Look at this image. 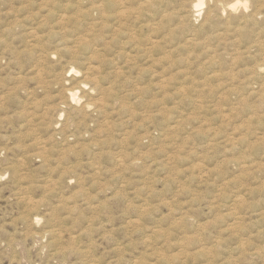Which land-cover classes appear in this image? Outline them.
Here are the masks:
<instances>
[{
    "label": "rangeland",
    "instance_id": "rangeland-1",
    "mask_svg": "<svg viewBox=\"0 0 264 264\" xmlns=\"http://www.w3.org/2000/svg\"><path fill=\"white\" fill-rule=\"evenodd\" d=\"M93 1L0 0V264H264V0Z\"/></svg>",
    "mask_w": 264,
    "mask_h": 264
},
{
    "label": "bare ground",
    "instance_id": "bare-ground-1",
    "mask_svg": "<svg viewBox=\"0 0 264 264\" xmlns=\"http://www.w3.org/2000/svg\"><path fill=\"white\" fill-rule=\"evenodd\" d=\"M74 1V0H73ZM79 2L80 1H82V0H78ZM118 1H120V0H109V2L112 4V6H118L119 7V5L122 3V1H120V2H118ZM139 0H137V2H138ZM182 1V0H181ZM205 1L206 0H192V8H193V10H194V12H196V15L195 16H199L200 14H201V10L203 9V7H204V5H205ZM77 2V1H76ZM75 2V4H77ZM85 2V1H84ZM97 2V3H96ZM135 2V1H134ZM183 2H184V0H183ZM73 4H74V2H72ZM96 3V4H95ZM154 3V2H153ZM188 3V2H187ZM74 4V5H75ZM89 4V3H88ZM92 7L94 8V11L97 13V15H98V17H97V19H93V21H91L92 23H91V26H93V27H96L98 24H100V22H103V21H105V19H107V18H109L110 16H108V14H106V12H105V3H104V0H98V1H93L92 3ZM158 4V3H157ZM156 4V5H157ZM189 4V3H188ZM238 3H236V4H233V5H231L230 6V8L231 9H234L235 7H236V5H237ZM78 5V4H77ZM81 6H82V4H80ZM139 5V4H138ZM143 5H145V4H143ZM151 5H152V3H151ZM159 5H161V4H159ZM187 8H188V6L187 5H185ZM184 6V7H185ZM77 7V6H76ZM91 7V6H90ZM153 7V6H152ZM159 7V6H158ZM185 7V8H186ZM120 8H121V6H120ZM136 8V7H135ZM147 7H145L144 9H146ZM75 9H78V10H80V7H78V8H75ZM74 9V10H75ZM83 9H85V7H83ZM86 9H87V7H86ZM137 9H138V7H137ZM148 9V8H147ZM155 9V8H154ZM227 9V8H226ZM106 10H109L108 8H106ZM70 11L71 10H69V13H70ZM84 11V10H83ZM86 11V10H85ZM134 11V10H133ZM132 11V12H133ZM137 11V10H136ZM72 12V11H71ZM74 12V11H73ZM72 12V13H73ZM80 12H81V10H80ZM88 12V11H87ZM87 12H85V13H87ZM95 12H92L93 14L95 13ZM112 12V11H111ZM132 12H130L131 13V15H132ZM135 12V11H134ZM187 12H190V11H187ZM90 12H88V14H89ZM77 14H79L78 12H77ZM112 14H114L115 15V13H112ZM135 14H136V12H135ZM140 14V13H139ZM143 13H141V15H142ZM151 14V13H150ZM189 14V13H188ZM9 15V14H8ZM76 15V14H75ZM113 15V16H114ZM129 15V14H128ZM159 15H160V13H159ZM1 16V15H0ZM82 16H83V13H82ZM85 16V15H84ZM127 15L125 14V12L122 10V11H118V13L114 16V19L118 22V25L117 26H115L116 28L114 29L113 28V30H112V35H110V41L108 40H106L107 42L105 43V47H106V45L107 44H110V43H113V39L115 38V37H117V35L118 34H123L124 32H126V31H124L125 29H127V27H125V29L124 30H122L123 28H122V23H123V20H124V18L126 17ZM144 16V15H143ZM181 16H183V15H181ZM184 16H186V15H184ZM193 16V15H192ZM192 16H191V18H192ZM90 17V16H89ZM112 17V16H111ZM131 18L132 17H135L136 18V16H130ZM159 16H157V18H158ZM207 17H208V15H207ZM253 17V16H252ZM257 17V16H256ZM1 18V17H0ZM2 19V18H1ZM80 19V18H79ZM82 19H84V17L82 18ZM133 20H134V18H132ZM143 19H146V18H144L143 17ZM99 20V21H98ZM115 20H113V21H115ZM76 21V20H75ZM108 21L109 20H107V23H108ZM115 21V22H116ZM137 21V20H136ZM209 21H210V19H209ZM15 22V21H14ZM84 22V21H83ZM127 22H130V21H127ZM139 22V21H138ZM142 22V21H141ZM144 22H145V20H144ZM112 23V21L110 22V24ZM143 23V22H142ZM225 23H227V22H225ZM72 24H74V23H72ZM81 24V23H80ZM80 24H79V26H80ZM102 24V23H101ZM109 24V23H108ZM107 24V25H108ZM115 24V23H114ZM131 24V23H130ZM132 24H134V23H132ZM144 24H146V23H144ZM124 25V24H123ZM135 25V24H134ZM133 25V26H134ZM139 25H141V24H139ZM104 26V25H103ZM145 26V25H144ZM204 26L205 25H203V28H204ZM211 26H212V24H211ZM84 27V26H83ZM100 27V26H99ZM129 27H131V26H129ZM21 28V27H20ZM73 28V27H72ZM85 28V27H84ZM87 28V27H86ZM85 28V29H86ZM107 28V27H106ZM109 28V27H108ZM111 28L112 27H110L109 29H110V31H111ZM132 28V27H131ZM134 28V27H133ZM138 28V27H137ZM143 27H141V28H139V29H142ZM145 28V27H144ZM74 29V28H73ZM83 29V28H82ZM31 30V29H30ZM29 30V31H30ZM77 30V29H76ZM75 30V31H76ZM131 30V29H130ZM69 31V30H68ZM80 31H84V30H80ZM88 31V30H87ZM98 31V30H97ZM109 31V32H110ZM145 31V33H146V30H144ZM39 32V31H38ZM79 32V31H78ZM99 32V31H98ZM104 32H106V31H104ZM128 32V31H127ZM133 32V31H132ZM136 32H139L138 30H136ZM26 33V32H25ZM28 33V32H27ZM83 33V32H82ZM86 33V32H85ZM110 33V34H111ZM131 33V32H130ZM91 34V33H90ZM90 34H89V36H90ZM99 34V33H98ZM100 34H102V33H100ZM104 34V33H103ZM125 34H127V33H125ZM25 35H27V34H25ZM79 35H81V33L79 34ZM93 35V34H92ZM91 35V36H92ZM106 35V34H105ZM109 35V34H108ZM124 35V34H123ZM133 35V34H132ZM179 35H182V34H178L177 33V36H179ZM35 37H36V35H34ZM74 36V35H73ZM88 36V37H89ZM102 36H104V35H102ZM125 36H127V35H125ZM131 36V35H130ZM31 37V36H30ZM76 37H77V34H76ZM80 37V36H79ZM95 37V36H94ZM108 37V36H107ZM120 37V36H119ZM123 37V36H122ZM141 37V36H140ZM26 36H25V38H23L22 40H26ZM32 38V37H31ZM61 38H63V37H61ZM68 38V37H67ZM73 38V37H72ZM75 38V37H74ZM118 38V37H117ZM129 38H131V39H129V40H131V41H133L132 40V38H133V36L132 37H129ZM137 38V37H136ZM218 38V37H217ZM251 38V37H250ZM28 39V38H27ZM69 39H71V38H69ZM85 39H86V37H85ZM85 39H80V40H77V44H75V45H78V43H79V46L81 45V46H84V48L85 47H87L88 46V44L90 43V40H85ZM121 39V38H120ZM254 39H256V37H254ZM30 40V39H29ZM94 40V39H93ZM92 40V41H93ZM104 41H105V37H104V39H103ZM102 40V41H103ZM140 40V39H139ZM257 40V39H256ZM27 41V40H26ZM25 41V42H26ZM34 41V40H33ZM60 41V40H59ZM96 41V40H95ZM215 41V40H214ZM218 41V40H217ZM253 41V40H252ZM258 41H260V39L258 40ZM94 42V41H93ZM118 42H121V41H118ZM117 42V43H118ZM139 42H142V41H139ZM211 42H213V41H211ZM254 42H256V41H254ZM23 45L25 44V43H23V42H21ZM58 43V42H57ZM56 43V44H57ZM124 43L126 44H129V42H128V39H127V41L125 42L124 41ZM144 43V42H143ZM6 44H8V43H6ZM10 45L12 44V43H9ZM22 44H21V46H22ZM32 44V43H31ZM53 44H55V43H53ZM55 44V45H56ZM127 44H126V46H127ZM146 44V43H145ZM9 45V46H10ZM98 44H96V46H97ZM100 45H102V43L100 44ZM121 45V44H120ZM123 45V44H122ZM129 45H132L131 47H132V49L133 48H138V50L140 51V52H142L141 50L142 49H139V48H143L142 47V45L140 44V43H135V42H132V44H129ZM128 45V46H129ZM25 46V45H24ZM23 46V47H24ZM89 46H91L90 44H89ZM99 46V45H98ZM113 46H114V44H113ZM127 46V47H128ZM145 47H146V45H144ZM28 47V46H27ZM26 47V48H27ZM101 47H103V48H105L103 45L101 46ZM107 47H110V45L109 46H107ZM115 47V46H114ZM3 48V47H2ZM1 48V49H2ZM25 48V47H24ZM70 48V47H69ZM73 48H75V47H73ZM94 48V47H93ZM4 49V48H3ZM6 49V48H5ZM75 49H77V48H75ZM81 50H82V48H80ZM109 49V48H108ZM115 49V48H114ZM117 49V48H116ZM11 50V49H10ZM14 50V49H13ZM17 50V52H18V49H16ZM38 50V49H37ZM68 50H70V49H68ZM88 49H86V51H87ZM122 50V49H121ZM143 50H144V52H145V48H143ZM1 51V50H0ZM3 51V50H2ZM36 51V50H35ZM79 51V50H78ZM124 51V50H123ZM72 52V51H71ZM99 52V51H98ZM98 52H95L94 54L97 56V54H98ZM119 52H121V51H119ZM1 53V52H0ZM41 53V52H40ZM44 53V52H43ZM69 53H70V51H69ZM73 53H74V49H73ZM91 53V52H90ZM116 53V52H115ZM114 53V54H115ZM127 53V52H126ZM138 53V52H137ZM16 54V53H15ZM14 54V55H15ZM35 54V53H34ZM70 54H72V53H70ZM78 54V53H77ZM92 54V53H91ZM117 54V53H116ZM121 54V53H120ZM75 55V54H74ZM126 55V54H125ZM136 55H139V53L138 54H136ZM73 56V55H72ZM92 56V55H91ZM133 56V55H132ZM112 57V56H111ZM39 58V57H38ZM37 58V59H38ZM94 58H97V57H94ZM112 58H114V55H113V57ZM111 58V59H112ZM101 59H103V57L101 58ZM107 59V58H106ZM105 59V60H106ZM128 59V58H127ZM38 60H40V59H38ZM38 60H36V61H38ZM76 60H78V59H76ZM98 60H100V59H98ZM132 60V59H131ZM126 61V60H125ZM126 63H128L127 61H126ZM74 68V67H73ZM73 68H71L70 70H68L69 72L70 71H73L74 69ZM262 68V67H261ZM107 70H109V69H106V72H107ZM262 70V69H261ZM67 71V72H68ZM90 71V70H89ZM68 72V73H69ZM87 72H88V70H87ZM86 72V73H87ZM97 72H99V71H97ZM96 72V73H97ZM66 74V73H65ZM65 74H64V76H65ZM93 74V73H92ZM95 74V73H94ZM106 74V73H105ZM109 74V73H108ZM60 76V75H59ZM63 76V75H62ZM106 76V75H105ZM56 77V76H55ZM84 77H86V75L84 76ZM83 77V80L85 79ZM88 77V76H87ZM106 77H108V76H106ZM64 80H66L64 77H62ZM46 79V78H45ZM55 79V78H54ZM59 79H61V78H59ZM90 78H88V80H89ZM68 80H70V79H68ZM68 80H66V83H68L69 81ZM94 80V79H93ZM40 81V80H39ZM68 81V82H67ZM71 81V80H70ZM53 82V81H52ZM99 82V81H98ZM48 83H51L50 81L48 82ZM55 83H57V82H55ZM66 83H63V84H66ZM71 83V82H70ZM80 83V85H81V88H85V89H87L86 88V84L88 85V83H86V79L84 80V81H82V82H79ZM78 83V84H79ZM95 83V85H96V87H97V85H99V84H97V82H96V80H95V82L93 81V84ZM101 83V82H100ZM38 84V83H37ZM37 84L35 85V86H37ZM41 85H43L42 83H40ZM52 84V83H51ZM57 86V85H56ZM55 86V87H56ZM62 86V85H61ZM63 86H66V85H63ZM78 87H79V85H77ZM110 86V85H109ZM109 86H106V87H108V88H110ZM117 86V85H116ZM21 87V86H20ZM67 87H69V86H67ZM74 87V86H73ZM67 88L66 89V99H65V103H76V102H80L79 101V98H78V94H77V92H76V89L75 88ZM101 87V86H100ZM103 87V86H102ZM101 87V88H102ZM58 88H60V87H58ZM62 89H65L64 87H61ZM81 88H79V89H81ZM113 88V87H112ZM100 90V88L99 87H97V89L96 90ZM30 90V89H29ZM33 90V89H32ZM77 90H78V88H77ZM83 90V89H82ZM101 90H103V89H101ZM59 91V90H58ZM62 91V90H61ZM91 91V90H90ZM113 91V90H112ZM65 92V91H64ZM63 91H62V93L61 92H58V93H60V94H63L64 93ZM104 91H102V93H103ZM115 92H116V90H115ZM80 93V92H79ZM102 93H99V96L102 94ZM104 93H107V92H104ZM108 93H110L109 91H108ZM117 93V92H116ZM83 94V93H82ZM89 94V93H88ZM110 94H112V92L110 93ZM109 94V95H110ZM91 95V94H90ZM90 95H88V97H90ZM105 95V94H104ZM104 95H102V96H104ZM112 95H114V92H113V94ZM121 95V94H120ZM62 97L63 98H65V96H63L62 95ZM80 97V96H79ZM83 97H85V96H82L81 98L84 100V98ZM93 97V96H92ZM110 97V96H109ZM80 98V99H81ZM94 98V97H93ZM120 98V97H119ZM89 100H90V98H88ZM92 99V98H91ZM100 99H101V96H100ZM121 99V98H120ZM62 100V99H61ZM106 100V99H105ZM104 100V101H105ZM108 100V99H107ZM64 101V100H63ZM99 101H101V100H99ZM121 101H122V99H121ZM85 102H89V101H85ZM84 102V103H85ZM96 102V101H95ZM82 103V102H81ZM84 103H82V104H84ZM91 103V101L88 103V104H90ZM99 103H101V102H99ZM106 103V102H105ZM110 103V104H109ZM107 102L106 104H109V105H111V103H112V101L111 102ZM63 104V103H62ZM98 104V103H97ZM66 105V104H65ZM64 105V106H65ZM93 105V104H92ZM94 105H95V103H94ZM115 105V104H114ZM68 106H71L70 104L68 105ZM72 106H74V105H72ZM82 106V105H81ZM87 106H89V105H87ZM86 105L84 106V107H87ZM103 106V105H102ZM83 107V106H82ZM92 107V106H91ZM100 107V106H99ZM111 107V106H110ZM112 107H114L115 108V106H112ZM74 109H78V108H76V107H73ZM81 107H79V109H80ZM98 108V107H97ZM101 108V107H100ZM90 109V108H89ZM88 109V110H89ZM107 109V108H106ZM110 109V108H109ZM26 110V109H25ZM43 110H45V109H43ZM81 111H83L84 110V108H81L80 109ZM98 110H100V109H98ZM105 110V109H104ZM23 111H24V108H23ZM85 111V110H84ZM83 111V112H84ZM26 112V111H25ZM87 112V111H86ZM90 112H92V111H90ZM89 112V113H90ZM104 112V111H103ZM107 112H108V109H107ZM107 112H106V114H105V112H104V114L105 115H103L104 117H108L107 116ZM27 113V112H26ZM50 113V112H49ZM81 113V112H80ZM108 113H111V112H108ZM25 114V113H24ZM88 114V113H87ZM113 114H114V112H113ZM84 115V114H83ZM86 115V114H85ZM112 115V114H111ZM24 116H26V115H24ZM28 116V115H27ZM81 116H82V114H81ZM102 116V117H103ZM91 117V116H90ZM26 118V117H25ZM86 118V117H85ZM92 118V117H91ZM93 118H94V116H93ZM96 118V117H95ZM98 118V117H97ZM99 119V118H98ZM100 119H102V118H100ZM99 119V120H100ZM42 120H44L43 118H42ZM48 120V119H47ZM104 120V119H103ZM108 120H111V119H108ZM106 121H107V119H106ZM103 122H105V121H103ZM52 122L50 121V124H51ZM99 123V122H98ZM59 124V123H58ZM58 124H55V125H58ZM101 125H102V123H100ZM107 124V123H106ZM100 125V126H101ZM106 127H107V125H105ZM108 126H111L110 124L108 125ZM105 127V128H106ZM102 129L104 128L103 126L101 127ZM108 128V127H107ZM114 128V125L112 126V129ZM54 130V129H53ZM104 131H106L105 129H104ZM109 131V130H108ZM55 132V131H54ZM54 135V134H53ZM110 135V134H109ZM113 136V135H112ZM109 138V137H108ZM113 138V137H112ZM115 140V139H114ZM112 142V141H111ZM106 143H108V142H106ZM42 145H44V144H42ZM46 147V146H45ZM103 148V147H102ZM46 150V149H45ZM109 155V154H108ZM110 157H111V154H110ZM127 166V165H126ZM121 167H123V166H121ZM32 207H33V205H32ZM182 214V213H181ZM184 214V213H183ZM183 216V215H182ZM184 216H186V215H184ZM34 220V219H33ZM38 220V219H37ZM184 220V219H183ZM35 221V220H34ZM173 222V221H172ZM197 224V227H196V229H197V231H198V233L199 232H201V230L204 228L203 227V225H199V222L198 223H196ZM202 224V223H201ZM205 224V223H204ZM208 224V223H207ZM228 224V223H227ZM181 229H183V228H181ZM180 229V230H181ZM220 229V228H219ZM154 230V229H153ZM152 230V231H153ZM195 230V229H194ZM193 230V231H194ZM182 233H183V231H181ZM186 233H187V229H186V231H185ZM192 232V231H191ZM191 232H189V233H191ZM186 233H183V238L182 239H184L185 241H182L181 243L182 244H184V243H196L197 244V242L195 241V238L193 237V236H190V235H187ZM216 233H217V231H216ZM164 234V233H163ZM220 234V233H219ZM194 235V234H193ZM202 235H204V234H202ZM206 235V234H205ZM212 235H214L213 233H212ZM217 235V234H216ZM182 236V235H181ZM222 236V235H221ZM225 236V235H224ZM223 236V237H224ZM215 237V236H214ZM217 237V236H216ZM166 238V237H165ZM179 238V237H178ZM200 238V237H199ZM212 238V237H211ZM211 238H210V240H211ZM204 239H207V238H204ZM220 239V238H219ZM215 240V239H214ZM221 240V239H220ZM175 241V240H174ZM177 241H178V239H177ZM176 241V242H177ZM213 241V240H212ZM219 241V240H218ZM218 241H216V242H218ZM166 242V241H165ZM207 242V241H206ZM223 242V241H222ZM164 243V241L162 242V244ZM170 243V242H169ZM174 243V242H173ZM161 244V243H160ZM170 244H172V243H170ZM175 244V246H176V243H174ZM207 244V243H206ZM217 244V243H216ZM219 244H221V243H219ZM167 245V244H166ZM173 245V244H172ZM177 245H178V243H177ZM198 245H200V244H198ZM197 245V246H198ZM202 245V244H201ZM151 246V245H150ZM149 246V247H150ZM203 246V245H202ZM154 247H157V246H153L152 248H154ZM178 246H176L175 248H177ZM219 247H221V246H219ZM195 248H197V247H195ZM209 248V247H208ZM202 249H204V250H201V247H200V251L199 252H201V254L203 255V252H205V250L207 249H205L204 247L202 248ZM210 249V248H209ZM156 250V249H155ZM154 250V251H155ZM169 250H171V249H169ZM178 250V249H177ZM194 250V249H193ZM185 251V250H184ZM195 251H197L196 249H195ZM191 252V251H190ZM187 253V252H186ZM186 253H184V254H186ZM189 253V252H188ZM193 253V252H192ZM159 255V254H158ZM204 255H206V253L204 254ZM188 256V255H187ZM189 257V256H188ZM166 258V257H165ZM159 259V258H158ZM188 259V261L187 262H191L190 261V259L189 258H187ZM185 260V259H184ZM193 260V259H192ZM166 261V260H165ZM171 261V260H170ZM160 262V261H159ZM193 262V261H192ZM181 263V262H180ZM179 264V263H178ZM187 264H189V263H187Z\"/></svg>",
    "mask_w": 264,
    "mask_h": 264
}]
</instances>
